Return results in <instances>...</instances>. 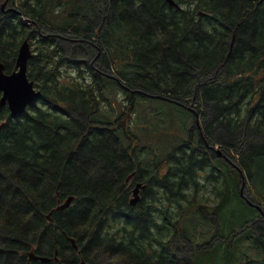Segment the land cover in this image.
<instances>
[{"label":"trees","instance_id":"1","mask_svg":"<svg viewBox=\"0 0 264 264\" xmlns=\"http://www.w3.org/2000/svg\"><path fill=\"white\" fill-rule=\"evenodd\" d=\"M174 1L0 0V61L12 72L27 40L40 91L20 115L0 106V264L264 263V239H218L264 229L248 203L264 207V0ZM143 99L183 110L184 127L139 132Z\"/></svg>","mask_w":264,"mask_h":264},{"label":"water","instance_id":"2","mask_svg":"<svg viewBox=\"0 0 264 264\" xmlns=\"http://www.w3.org/2000/svg\"><path fill=\"white\" fill-rule=\"evenodd\" d=\"M170 5L179 7L174 0H167ZM7 2V0H6ZM6 2L2 5V8L6 5ZM26 22H29L26 20ZM31 48L27 40H24L18 50L14 70L10 73L5 72V65L0 61V106L7 105L10 114L12 116L20 115L25 112L26 108L40 96V91L35 89L33 81L27 76V64L31 57ZM2 124H0V127ZM218 154L220 152L217 150ZM134 172L129 175L126 181H129L134 176ZM146 188V184L137 182L132 189V195L130 198V204L132 206L140 199V191ZM73 196H68L62 203L56 206L53 210H63L67 208L73 201ZM52 210V211H53ZM51 211V212H52ZM50 212V213H51ZM49 218V215H47ZM70 241L75 249L77 245L73 238ZM29 257V261H41L48 262L51 259L46 256H40L34 253L32 248L30 251L23 252ZM80 264H86L83 260Z\"/></svg>","mask_w":264,"mask_h":264},{"label":"rangeland","instance_id":"3","mask_svg":"<svg viewBox=\"0 0 264 264\" xmlns=\"http://www.w3.org/2000/svg\"><path fill=\"white\" fill-rule=\"evenodd\" d=\"M4 7H6V5ZM86 55L87 57L94 56V54L93 56H91L89 53H87ZM119 100H121V98H119ZM189 107L193 110V112L197 113V120L199 119L198 124H199V127H201L205 123V121H203L202 119H200V117H198V115L200 114H198L199 112L197 111V106L189 105ZM202 110H203V107H200L199 111L201 112ZM118 111H119L118 106L117 104H115L114 114H116ZM110 112L111 111L109 110L108 106H104L102 108V111H100L98 114L95 115V119L97 121L107 119V117L110 115ZM182 112L183 110L167 103L163 99H152V100L143 99L142 101H140V104L138 105L136 115H134V120L137 125V130L139 132H149V134L153 136V138L158 137L157 140L161 141L162 139H164L163 133L165 131L160 127L159 122L156 121L157 118L159 117V118L164 119V121L169 122L170 125H174V126L176 125V128H183L184 125H182L179 121L182 118V115L184 116ZM204 115L207 116V114H204ZM188 123H189L188 129L190 131V129L194 126L193 119L188 117ZM187 133L182 134V136H185V137L188 136ZM151 136H147L149 141H151ZM154 140L156 139L154 138ZM215 149L220 150V155H219L220 158H223L226 160L229 159L226 152H224V150L221 149V147L216 145ZM245 186H246L245 184L242 186L241 192L243 196L245 197V199H249L247 196L248 191ZM245 211L246 209L238 200L234 201L233 213L229 216V213L227 211L225 212L226 214L224 217L220 216L218 228L223 229V232H229L230 226L232 224L240 223L241 221L240 216L243 215ZM245 235L246 233H244V236Z\"/></svg>","mask_w":264,"mask_h":264},{"label":"flooded vegetation","instance_id":"4","mask_svg":"<svg viewBox=\"0 0 264 264\" xmlns=\"http://www.w3.org/2000/svg\"><path fill=\"white\" fill-rule=\"evenodd\" d=\"M248 202V201H247ZM251 206L255 207V209L258 212V215L260 216V220L264 222V207L261 205H254L248 202ZM235 233L231 236V238H223V236L218 237V239H222L223 241H233L239 234L246 233L245 240L250 242H261L262 239H264V229H247V230H240V231H234ZM239 233V234H238ZM239 241V239H237ZM254 248H256L254 244ZM257 249V248H256ZM243 264H264L261 261H252V260H244Z\"/></svg>","mask_w":264,"mask_h":264}]
</instances>
